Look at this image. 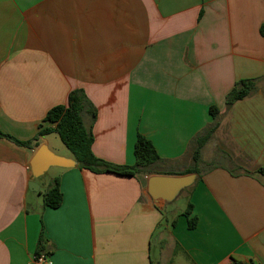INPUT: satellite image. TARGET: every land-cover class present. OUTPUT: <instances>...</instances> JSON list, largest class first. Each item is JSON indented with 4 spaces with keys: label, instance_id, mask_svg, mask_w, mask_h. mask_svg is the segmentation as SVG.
I'll return each mask as SVG.
<instances>
[{
    "label": "crops",
    "instance_id": "0c3cea01",
    "mask_svg": "<svg viewBox=\"0 0 264 264\" xmlns=\"http://www.w3.org/2000/svg\"><path fill=\"white\" fill-rule=\"evenodd\" d=\"M263 24L264 0H0L5 133L28 140L54 126L48 111L78 89L97 109L94 122L84 114L97 157L134 164L141 133L161 165L187 169L219 108L204 172L185 189L192 229L186 208L153 199L143 173L54 167L63 201L46 207L51 182L31 191L30 162L57 133L34 148L0 137V264H29L42 233L52 264H264ZM243 78L256 89L227 107Z\"/></svg>",
    "mask_w": 264,
    "mask_h": 264
},
{
    "label": "trees",
    "instance_id": "16d2710c",
    "mask_svg": "<svg viewBox=\"0 0 264 264\" xmlns=\"http://www.w3.org/2000/svg\"><path fill=\"white\" fill-rule=\"evenodd\" d=\"M261 33L264 35V24L261 26ZM256 86V78L239 79L232 90L226 95V106L231 107L238 100L247 97L256 89ZM85 113H89L92 116L93 122L95 121L97 116L96 107L82 90L75 89L69 93L66 104L51 108L45 116L44 121L52 123L54 126L42 127L33 138L28 140L18 139L11 134L3 132L1 129L0 137L9 139L22 147L34 148L39 145V138L41 136L57 133L65 146L72 152L81 168L91 170L95 173L109 172L121 176H136L141 173L149 176L162 174V172L156 171L155 167L161 165L165 160L158 154L152 141L141 133L138 134L135 143L134 153L136 162L134 164H114L97 157L92 149L94 143L92 131L93 122L92 125L86 124L84 120ZM210 113L213 117V122L193 139V164L183 173L184 175L196 173L198 178L194 184L201 178L204 172L201 169L202 148L211 139L219 126V108L216 105H212L210 107ZM260 172L264 174L263 169ZM43 200L46 207L57 208L62 204L63 192L58 177L53 179L44 192ZM192 209V203H188L184 211V214L188 218V226L190 229L194 228L197 224V217L192 216ZM44 244L45 237L42 233L36 255L43 252Z\"/></svg>",
    "mask_w": 264,
    "mask_h": 264
},
{
    "label": "water",
    "instance_id": "95a60500",
    "mask_svg": "<svg viewBox=\"0 0 264 264\" xmlns=\"http://www.w3.org/2000/svg\"><path fill=\"white\" fill-rule=\"evenodd\" d=\"M77 164L78 161L75 158L57 155L47 144L40 145L30 162L33 178L29 182V189L38 191L40 185L36 179L43 176L51 167L69 168ZM197 178L198 175L196 173L178 176L152 175L148 179V191L155 201L172 202L185 189L194 184Z\"/></svg>",
    "mask_w": 264,
    "mask_h": 264
},
{
    "label": "rangeland",
    "instance_id": "374dc122",
    "mask_svg": "<svg viewBox=\"0 0 264 264\" xmlns=\"http://www.w3.org/2000/svg\"><path fill=\"white\" fill-rule=\"evenodd\" d=\"M54 153H56L57 155L60 156H64L67 157V155H71V151L65 146V144L62 142V140L60 139L58 134H54L51 136V146L49 147ZM156 171H160L162 173H167V174H175L176 176H178L179 174H183L186 169L184 168V166L182 165H159L155 167ZM57 168L51 167L43 176H41L39 178V181L41 183H43V187H42V192L45 191V186L46 184H48L49 182H51V178L54 176V174L56 173ZM190 189V188H189ZM188 191L190 190H185L183 194L180 195V197H178L175 202L173 207L177 208V209H185L187 202L189 201L188 199ZM157 242V237L155 238V245ZM156 248V247H155Z\"/></svg>",
    "mask_w": 264,
    "mask_h": 264
},
{
    "label": "built area",
    "instance_id": "2783aa9c",
    "mask_svg": "<svg viewBox=\"0 0 264 264\" xmlns=\"http://www.w3.org/2000/svg\"><path fill=\"white\" fill-rule=\"evenodd\" d=\"M29 264H52V261L48 254L41 253L39 255H35L32 260H30ZM230 264H257L254 261H245V262H232Z\"/></svg>",
    "mask_w": 264,
    "mask_h": 264
}]
</instances>
